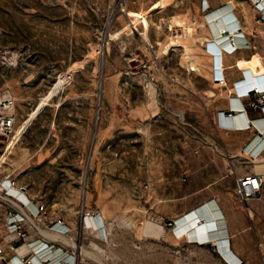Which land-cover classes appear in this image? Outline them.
<instances>
[{"label":"rangeland","instance_id":"obj_1","mask_svg":"<svg viewBox=\"0 0 264 264\" xmlns=\"http://www.w3.org/2000/svg\"><path fill=\"white\" fill-rule=\"evenodd\" d=\"M232 1L239 19L227 17L229 28L242 27L264 56V6ZM204 24L197 0H0V96L15 97L16 129L0 133V185L9 179L45 205L36 216L24 207L35 224H22L25 242L53 240L43 231L60 217L70 231L56 240L75 264H229L218 246L174 229L214 199L228 245L243 264H262L264 215L249 206L264 188L246 199L234 191L242 137L217 128L225 98L204 44L222 50V40ZM239 85L261 82L247 72ZM15 193L0 188L5 256Z\"/></svg>","mask_w":264,"mask_h":264},{"label":"crops","instance_id":"obj_2","mask_svg":"<svg viewBox=\"0 0 264 264\" xmlns=\"http://www.w3.org/2000/svg\"><path fill=\"white\" fill-rule=\"evenodd\" d=\"M206 3L208 4L207 8L204 7ZM224 8H228L227 10H229L230 13L235 14L237 16L235 11L233 10V4H231L229 0H220V2H218V0H197L198 12H201L203 14L205 21L204 25L207 29L206 37H214L216 32V28L214 27L213 22L209 20V15L219 9ZM259 11L262 10L259 9ZM238 29H242L244 38L238 41L236 47H233L231 50H221L217 46L213 45V43L204 44V51L208 55H210L212 65L214 64V61L217 60L216 67L218 69H222V73L226 78L225 85L218 84V86L222 87V95L225 98V104L219 107L216 111L215 117L217 128L226 132L237 134L239 133L240 137H242V140H240L237 146H235L232 165H230L229 169L231 173L235 174V179L239 176L248 173H259L261 175H264V130H260L261 128H258L255 125L257 123L256 120L264 118V114L258 107L252 106H246L244 109L234 106L233 109H230L231 103L240 106L242 103L245 104V102L247 101V97L242 96V94H240V92H238V90L236 89L237 87H234V84L237 85L239 84V81H242L243 79L245 80L247 72H250L255 75V77L258 78V81L261 82L262 85H264V56L256 48L257 46L255 45V43L250 40V37L248 36L247 32H245L242 27H239ZM206 44H209V50H206ZM212 55L214 61L212 60ZM250 66L253 67V72H251V69L248 68ZM215 84L217 85V83ZM231 97H233L232 101ZM227 112H230V115H227ZM246 122H249V126L242 125ZM258 144L259 150H257V152L255 153L252 152L251 149ZM236 156L243 158L246 163L241 169H239L235 165L234 157ZM260 156L263 157V163L256 162V159H258V157ZM7 180L9 186H5L6 188H23L20 186H16L9 179ZM262 188H264V186H262ZM213 200L214 199L208 200L207 204L213 203ZM249 210L251 212V215H254V213H256L255 211H258L261 216L264 215V195H262L260 197V200L257 202H250ZM173 224L175 225V221L173 222ZM0 245H2L3 251L5 253L9 250L4 243ZM238 256L240 257V255ZM240 259L242 258L240 257Z\"/></svg>","mask_w":264,"mask_h":264},{"label":"built area","instance_id":"obj_3","mask_svg":"<svg viewBox=\"0 0 264 264\" xmlns=\"http://www.w3.org/2000/svg\"><path fill=\"white\" fill-rule=\"evenodd\" d=\"M259 1L260 0H255L254 3L258 9L262 10L263 6L259 5ZM204 7L207 8L208 4L206 3ZM236 45L237 44H235L234 47H236ZM209 49V44H206V50ZM216 65L217 60H215L213 64V81L217 84L225 85L226 78L222 73V69H218ZM234 87L238 88L239 84H234ZM240 94L247 97V101L245 102V104L242 103L240 106L235 107H239L241 109H244L246 106L258 107L264 114V85L261 84L260 86L250 87L248 90ZM232 100L233 97H231V101ZM14 103L15 97L9 91H5L1 94L0 133H8L13 130V126L15 123V115L13 112ZM233 107L234 106L231 103L230 109H233ZM227 115H230V112H227ZM242 125L249 126V122H246ZM262 182L263 181L259 173L244 174L236 178L234 191L240 198L243 199L255 197L260 193ZM9 195L12 194L10 193ZM15 199L18 205L16 206L17 209L10 211L6 217V228L12 234L11 238L8 240V243L13 252L12 255L5 256L3 253V249L0 246V262H2L3 264H51L53 258H56L55 260L60 264H75L74 251L61 244L59 240L37 238L32 240L31 242H25V239L27 237L22 231V224L25 222H29L35 225L29 214L36 216L41 212H44L45 205L43 203L33 204L35 209L32 210L29 206V199L26 198V195L22 191H17L15 193ZM24 207L31 209L29 214L23 209ZM88 218L85 217L82 220L84 225L90 223ZM37 220H41V218L37 217ZM49 229L61 235H64L70 231V227L60 217L55 219V221L50 225ZM17 238L24 240V242L16 244ZM56 243L58 244L57 246L55 245ZM258 250L262 260V264H264V240L258 244ZM51 252L56 253L55 256H53V254L51 256ZM68 254H72L73 261H70L66 257ZM228 263L232 264L230 262ZM237 264H243V260L239 259V262Z\"/></svg>","mask_w":264,"mask_h":264},{"label":"bare ground","instance_id":"obj_4","mask_svg":"<svg viewBox=\"0 0 264 264\" xmlns=\"http://www.w3.org/2000/svg\"><path fill=\"white\" fill-rule=\"evenodd\" d=\"M229 2L232 4L233 1L229 0ZM259 5L264 6V0H260ZM227 9L228 8L219 9V10L211 13L209 15L210 16L209 19L211 20V22H213L214 27L216 28V32H215V36H217L216 39L222 40V41H220V46L222 47V49L231 50L235 46V44H237L238 41H240L244 38V35L236 34L229 28V26H228L229 24H227L226 18L231 16V15L233 16V14L230 13V11ZM172 25H171V27H172ZM238 30L241 31L242 29L241 30L238 29ZM226 37H228V38H226ZM190 66H191V68L193 67L192 64ZM232 105L237 106L234 103H232ZM221 121H223V120H221ZM256 121H257V123L255 125L258 128L260 127L261 128L260 130H264V118H261V119L256 120ZM225 124H227V123H225ZM15 131H16V129L14 128L11 131V134L14 135ZM257 150H259V144L255 145L251 149V151L254 153L257 152ZM262 160H263V157L260 156V157H258V159H256V162H261ZM260 176L262 178V181H264V175L260 174ZM4 185L9 186L8 180H5ZM0 188H4V186L0 185ZM17 189L18 188H12V187L9 188L8 187V190H10L12 192H17ZM26 198H27V196H26ZM29 206L32 210L35 209L33 203H29ZM223 212L221 211L220 206H218V204L216 203L215 200H213V203H211V204H207V201H206L203 204L199 205L198 207L192 208V209L184 212L182 215L178 216L177 218H175L174 221H175L176 226L174 229H175V232L177 233L178 237H180V238L182 236H185L186 238H188L189 241L212 244L214 246H218L219 249L222 251L223 256L227 259L228 262H230L232 264H237L239 262L240 257L231 248V246L228 245L229 244V238H228L227 228H226L227 221L225 219L226 216L224 217L225 213L223 214ZM101 222L102 221H100V224H102ZM227 225H228V223H227ZM94 227H95V225H94ZM229 231H230V228H229ZM43 233L47 237H51L52 239H61V238L64 239V237H63L64 235H61L57 232L43 231ZM230 233H231V231H230ZM52 254H53V256H55L56 253L51 252V256H52ZM66 257L70 261H73L72 254H68ZM55 259L56 258H53V261L51 262V264H60Z\"/></svg>","mask_w":264,"mask_h":264}]
</instances>
